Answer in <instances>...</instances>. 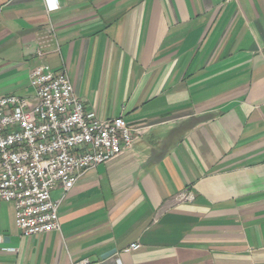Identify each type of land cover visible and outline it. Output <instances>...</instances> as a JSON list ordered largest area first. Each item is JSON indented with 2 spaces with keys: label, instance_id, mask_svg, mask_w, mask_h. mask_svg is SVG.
<instances>
[{
  "label": "crops",
  "instance_id": "0c3cea01",
  "mask_svg": "<svg viewBox=\"0 0 264 264\" xmlns=\"http://www.w3.org/2000/svg\"><path fill=\"white\" fill-rule=\"evenodd\" d=\"M56 1L0 0V97L46 63L139 139L51 192L59 230L0 201V264H264V0Z\"/></svg>",
  "mask_w": 264,
  "mask_h": 264
},
{
  "label": "built area",
  "instance_id": "2783aa9c",
  "mask_svg": "<svg viewBox=\"0 0 264 264\" xmlns=\"http://www.w3.org/2000/svg\"><path fill=\"white\" fill-rule=\"evenodd\" d=\"M43 1L48 11L58 6ZM28 83L31 94L0 97V201L13 203L24 236L59 230L60 201L51 192L66 193L86 170L131 150L140 134L120 116L87 111L64 69L41 63Z\"/></svg>",
  "mask_w": 264,
  "mask_h": 264
}]
</instances>
